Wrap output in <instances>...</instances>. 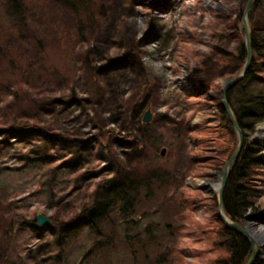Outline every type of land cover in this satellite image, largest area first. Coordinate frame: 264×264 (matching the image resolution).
Returning a JSON list of instances; mask_svg holds the SVG:
<instances>
[{
    "label": "rangeland",
    "instance_id": "1",
    "mask_svg": "<svg viewBox=\"0 0 264 264\" xmlns=\"http://www.w3.org/2000/svg\"><path fill=\"white\" fill-rule=\"evenodd\" d=\"M19 1L27 25L0 0V264H79L96 238L85 229L61 242L59 226L111 184L119 163L139 181L160 171L171 187L141 198L133 214L113 217L114 247L86 264H145L128 244L137 234L145 237V229L178 254L171 264H223L228 255L215 244L220 224L212 215L213 184L220 186L225 165L215 171L210 158H224L217 141L224 135L212 103L244 69L236 59L248 0H112L109 21L94 33L80 30L87 20L70 4L79 0ZM256 12L263 28L264 4ZM140 40L145 45L137 50ZM148 109L155 117L145 130ZM14 123L63 136V146L47 147L53 166L41 161L43 139L7 133ZM186 131L192 146L184 142ZM251 140L264 152V124ZM74 141L82 153L75 169L57 168L73 156ZM163 199V207L155 203ZM176 200L185 201L183 213ZM38 216L52 221L42 233L31 225Z\"/></svg>",
    "mask_w": 264,
    "mask_h": 264
},
{
    "label": "trees",
    "instance_id": "2",
    "mask_svg": "<svg viewBox=\"0 0 264 264\" xmlns=\"http://www.w3.org/2000/svg\"><path fill=\"white\" fill-rule=\"evenodd\" d=\"M12 8V13L15 17L27 25L28 18L25 15L23 5L19 0H7ZM84 1V0H83ZM112 0H89L87 2L74 1L72 6L75 10H83V14L86 18V26L81 27L80 30H86L94 33L95 29L101 25V22H108L110 14L112 12L111 2ZM255 4L252 10L250 19L251 24V45L253 60L250 64V69L245 76V79L237 84L228 93L227 101H229L232 111L235 113L236 120L244 133V147L240 152L238 161L235 167L228 176V180L223 193V210L226 217L235 222L238 225L244 226L248 222H256L258 224H264V204L259 205L258 201L264 194V152L260 145L255 146V143L251 140V134L256 130L258 125L264 124V27L259 28L256 26L257 10L260 5L264 4V0H255ZM243 13L241 14L242 17ZM244 41L240 44L237 55V63L244 67L247 61V48L244 45ZM144 41L140 40L135 45V48H141L144 46ZM134 48V49H135ZM95 53L91 49L86 52V59L91 61L94 58ZM95 68V67H94ZM216 89V87H215ZM222 90V89H221ZM211 91V90H210ZM209 89L206 92V96L210 93ZM205 103H208L205 100ZM215 106V112L217 119L220 123V128L223 129L221 134L224 137L218 136L217 141L221 143L220 154L224 155V158L212 157L210 161L215 171L221 166L226 165L227 161L231 159L238 146V134L235 132L233 124L230 121L228 113L224 110L221 101L214 100L212 105ZM138 103L133 107L134 113H137ZM140 122V121H139ZM143 123V119H142ZM150 125V124H149ZM149 125L143 124L145 130L149 129ZM19 123L7 129V133H10L14 139H30L32 137H38L43 139L44 142V154L41 157V161L49 166H53V157L47 152L48 145L59 142L62 146L65 144L63 136H59L53 132H46L42 129L25 128ZM207 128V125L203 126V129ZM191 132L186 131L183 136L184 142L192 146ZM209 141L210 139H204ZM74 141L70 144V147L74 150L73 156L68 162H63V165L57 168L75 169V160L81 158V151ZM78 147V149H77ZM194 159L189 157L188 168L189 171L195 170L196 164ZM112 165L114 162L110 160ZM116 176L109 181L111 183L108 187L102 185L95 196L86 200L85 205H82L81 213L76 217L67 220L65 223L59 226L60 238L62 242L64 237L70 239L76 237L77 234L83 230H89L96 241L93 246L90 247L88 253L83 256L79 264H86V259L96 254H104L107 251H111L114 247V240L112 237L113 229H115L112 218L120 215L126 216L133 214L141 198L148 200L152 199L154 195H161V189L166 186L169 190L171 185L166 180V176L160 171L151 172L146 179L142 181L134 180L131 175L123 173L122 165L119 163L116 165ZM89 173L79 179L89 178ZM78 181V180H77ZM162 200V199H161ZM155 202L161 207L165 205L163 201ZM53 202V201H52ZM175 202V200H174ZM176 211L183 213L180 203L184 205L185 201L179 202L176 200ZM88 204L94 205V209L91 210ZM52 205V203L50 204ZM176 207V205H175ZM216 213L212 217L220 224V228L217 231L218 241L215 242L216 246L222 248L227 258L221 260L223 264H247L252 257L251 243L238 232L228 229L226 225L221 221L219 217L218 202L216 203ZM173 214L171 219L173 220ZM118 218V217H117ZM174 218L173 224L170 225L173 229H178L177 225L179 221ZM33 230L36 232H43L44 230L38 226L37 219L31 224ZM145 237L141 234H137L132 239L128 240V244L137 246V252L144 259L145 264H171L179 259L178 254L167 244L162 245L157 243L149 236V229L143 231ZM143 237V238H142ZM135 243V244H133ZM155 246L152 251L149 248ZM136 254V252H133ZM255 264H264V251H261L260 256L255 261Z\"/></svg>",
    "mask_w": 264,
    "mask_h": 264
},
{
    "label": "water",
    "instance_id": "3",
    "mask_svg": "<svg viewBox=\"0 0 264 264\" xmlns=\"http://www.w3.org/2000/svg\"><path fill=\"white\" fill-rule=\"evenodd\" d=\"M255 2H256L255 0H248L247 7L243 12L244 14L242 18V24H243L244 35H245L244 45L246 46L247 53H248L247 61L245 62L244 67H243L244 69L238 76L234 77V79L226 81L224 83V86L222 87V91L219 93H216L217 95L216 99L221 101L224 110L228 113L230 117V121L233 124L235 132L238 133L237 150L235 151L231 159L227 161V164L225 165V169L221 172V177H220L221 184L217 188L218 190V195H217L218 210L217 211H219V217L221 221H223V223L226 225L228 229H232L233 231L238 232L239 234H242L251 243L253 255L250 258V260L247 262V264H255V261L258 259V257L261 254V249L264 248V243H262L259 240V238H257L255 231H254L255 230L254 228L260 225L258 223L252 222V223H245L244 226L242 225L240 226L236 224L235 222L229 220L226 217L225 212L223 210L222 197H223L225 186L228 180V176L233 170V168L235 167V164L238 161V158L240 156L239 154L244 147L243 143H244L245 136L236 120L235 113L232 111L230 107L229 101H227V96H228V93L231 91V89H233L237 84H239L241 81L245 79V76L250 69V64L253 60L250 19L252 15L251 12L253 10ZM211 95H213V93H210L208 96H211ZM153 118H154V115L152 113V110L148 109V111L144 114L143 124H146V125L151 124ZM166 151H167L166 149L162 150L161 152L162 157L166 155ZM208 187H210V185L202 186L201 188L206 189ZM91 210H93V207L91 208ZM37 222L40 228L44 226H50L52 224V221L46 216H38Z\"/></svg>",
    "mask_w": 264,
    "mask_h": 264
},
{
    "label": "bare ground",
    "instance_id": "4",
    "mask_svg": "<svg viewBox=\"0 0 264 264\" xmlns=\"http://www.w3.org/2000/svg\"><path fill=\"white\" fill-rule=\"evenodd\" d=\"M206 4H208V2H206ZM213 187H215L216 189L218 188V185L217 187L213 184ZM255 234L257 236V238H259V240L264 243V226H259L257 227L255 230Z\"/></svg>",
    "mask_w": 264,
    "mask_h": 264
}]
</instances>
